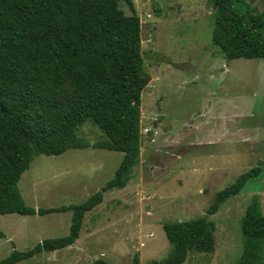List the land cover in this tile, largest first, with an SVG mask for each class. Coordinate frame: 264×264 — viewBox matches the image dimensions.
I'll return each instance as SVG.
<instances>
[{"label": "rangeland", "instance_id": "obj_1", "mask_svg": "<svg viewBox=\"0 0 264 264\" xmlns=\"http://www.w3.org/2000/svg\"><path fill=\"white\" fill-rule=\"evenodd\" d=\"M134 1L149 81L139 157L126 185L106 191L85 214L75 244L16 264H93L99 258L134 264L136 255L141 264L168 262L175 243L163 225L206 215L217 192L259 162V176L208 214L213 240L191 245L183 264H238L242 220L264 215V59L228 61L213 44L214 0ZM239 8L261 12L264 0H245ZM79 136L91 145L108 140L91 117ZM123 158V152L96 147L38 155L18 186L30 207L80 204L114 177ZM72 217V211L0 214V260L14 249L67 236Z\"/></svg>", "mask_w": 264, "mask_h": 264}, {"label": "trees", "instance_id": "obj_2", "mask_svg": "<svg viewBox=\"0 0 264 264\" xmlns=\"http://www.w3.org/2000/svg\"><path fill=\"white\" fill-rule=\"evenodd\" d=\"M214 1L218 16L212 42L225 58L264 59V10L240 9L245 0ZM148 82L134 0H0V214L73 213L67 236L46 239L31 250L14 249L0 264L75 244L85 214L103 202L106 191L126 185L125 174L142 149V94ZM90 117L108 140L91 145L80 138L82 124ZM89 147L124 153L101 190L80 204H25L18 182L38 155ZM262 165L217 192L206 215L166 222L163 228L175 243L173 256L165 263L147 264H183L191 245H208L214 237L208 214L217 213L250 178L259 176ZM241 229L245 245L238 264H262L264 215L245 217ZM93 264L123 263L99 258ZM134 264H141L138 255Z\"/></svg>", "mask_w": 264, "mask_h": 264}]
</instances>
